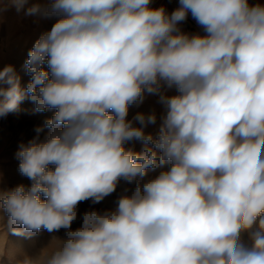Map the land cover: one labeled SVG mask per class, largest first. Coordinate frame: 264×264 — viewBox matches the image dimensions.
Instances as JSON below:
<instances>
[{
  "label": "clouds",
  "instance_id": "clouds-1",
  "mask_svg": "<svg viewBox=\"0 0 264 264\" xmlns=\"http://www.w3.org/2000/svg\"><path fill=\"white\" fill-rule=\"evenodd\" d=\"M151 4L0 0V17L55 18L26 85L0 69V117L25 100L53 111L15 153L30 186L0 191V211L17 236L64 230L17 264H264V5ZM189 14L203 34L182 31ZM146 94L164 109L155 134V112L127 119ZM121 181L115 208L79 214Z\"/></svg>",
  "mask_w": 264,
  "mask_h": 264
},
{
  "label": "rangeland",
  "instance_id": "rangeland-1",
  "mask_svg": "<svg viewBox=\"0 0 264 264\" xmlns=\"http://www.w3.org/2000/svg\"><path fill=\"white\" fill-rule=\"evenodd\" d=\"M250 3H260L264 5V0H250ZM15 9H9L0 17V69L7 66L10 61L11 50L9 44L11 41L12 31L15 30ZM33 26H24L28 31V36L32 44L39 36L51 29V26L45 27L41 23V18L34 17ZM193 33H201L203 31L201 27L192 21ZM21 37L13 38L12 41L19 42ZM14 43V42H13ZM16 72L21 77L27 78V81L23 80V85L29 82L30 77L18 66H14ZM27 82V83H25ZM147 95V94H146ZM146 103V104H145ZM157 102L145 96L143 103L133 105L129 108L127 119H132L137 113L149 114L156 113ZM34 104L30 100H25L20 104L19 111L10 113L6 117H0V191L9 190L19 184L30 186L31 181L20 174L18 171L19 161L16 159L15 153L18 150L21 142L27 143L35 135V127L42 126L44 121L53 115V111H47L43 113L34 112ZM157 115V113H156ZM158 123V117H157ZM156 123V125H157ZM156 125H150L146 132L155 134L157 131ZM47 129L41 133V139L46 135ZM126 147L133 148L139 152L142 150L143 145L139 141L130 142ZM167 165L164 168H157L156 170H149V175L159 174L162 170H167ZM154 177V176H149ZM123 181L117 187V190L111 195L105 197L103 201L98 204L92 205L90 201L81 202L78 205L79 214H82L86 210L95 208L97 210L115 208L116 201L119 195L122 193L125 187ZM81 220L78 218L73 222L72 228L75 229L81 225ZM53 235L63 237L64 230L61 229L57 233H48L46 230H41L38 234L29 237L17 236L12 234L7 228V216L0 211V264H17L18 261L25 257H37L44 249L48 248Z\"/></svg>",
  "mask_w": 264,
  "mask_h": 264
},
{
  "label": "crops",
  "instance_id": "crops-1",
  "mask_svg": "<svg viewBox=\"0 0 264 264\" xmlns=\"http://www.w3.org/2000/svg\"><path fill=\"white\" fill-rule=\"evenodd\" d=\"M30 2H35V0H30ZM179 6V0H152V4L151 7L153 8H158V7H164L166 9V11L170 14L173 10H175L177 7ZM15 30L12 31V37H11V41L9 44V48L11 50L10 53V61L8 63V65H12V66H18L19 69H22L25 71L24 69V63L27 59L28 53L30 51V49L33 47V44L30 40V37L28 36V31L31 29V27L33 26V22H34V17H26L24 16L23 12L21 13H17L15 12ZM192 21L195 22V20L191 17V14H189L187 20L185 22H183L180 27L182 29V31L187 32V33H193L192 31ZM41 23L43 24V26L48 27L51 26L55 23V18H41ZM26 27L29 26L30 29L29 30H25V38L22 37V35L24 34V30L22 27ZM50 28V27H48ZM21 37V40L19 42L17 41H12L13 38H18ZM14 42V43H13ZM23 80L27 81V78H23L21 80V84L23 85ZM27 83V82H25ZM169 95H174L175 90H169L168 92ZM148 98H152L154 99L157 104L158 107H156V113H157V117H158V123L156 125V129H158L159 123H160V119L159 117L162 115L164 109L163 106L159 103V97L156 95H150L147 94L145 95ZM146 104V103H145ZM158 174L155 175H149V176H156Z\"/></svg>",
  "mask_w": 264,
  "mask_h": 264
}]
</instances>
